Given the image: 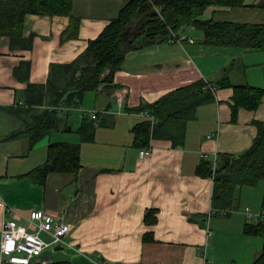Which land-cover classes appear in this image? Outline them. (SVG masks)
<instances>
[{
	"label": "crops",
	"instance_id": "crops-1",
	"mask_svg": "<svg viewBox=\"0 0 264 264\" xmlns=\"http://www.w3.org/2000/svg\"><path fill=\"white\" fill-rule=\"evenodd\" d=\"M127 1L73 0L75 30L68 16L26 14L22 38L30 39L28 48L0 37V227L10 219L24 225L30 210L69 224V245L47 252L48 246L32 264H252L263 239L244 233L252 223L244 208L264 209V181L238 188L236 207L220 214L212 207L213 180L202 169L208 162L202 154L218 162L251 146L255 122L264 120V97L255 110L241 108L232 118V85L264 88V52L208 45L202 31L187 25L177 33L192 43L156 41L127 52L113 87L85 92L80 105L49 101L45 86L52 66L75 60ZM244 4L209 7L201 18L264 22V3ZM252 9L259 12L250 16ZM198 81L230 84L197 106L182 145L151 139L137 147L133 128L149 122L139 107ZM29 86L36 89L28 92ZM116 91L124 93L120 107ZM53 107L63 108L56 110L55 126H35ZM55 142L79 145L80 169L48 173L39 183L29 173L44 164ZM144 148L149 155L140 158ZM2 202L13 211H4Z\"/></svg>",
	"mask_w": 264,
	"mask_h": 264
},
{
	"label": "trees",
	"instance_id": "trees-1",
	"mask_svg": "<svg viewBox=\"0 0 264 264\" xmlns=\"http://www.w3.org/2000/svg\"><path fill=\"white\" fill-rule=\"evenodd\" d=\"M72 1L0 0V37L6 36L12 45L20 44L28 48L30 39L22 38L26 14L68 16L70 29L75 30L78 19L72 15ZM240 6H245L244 0H128L98 36L88 41L84 51L75 60L52 66L45 86L49 101L53 105H80L85 92L95 91L101 85L113 87L114 74L120 69L127 52L148 43L166 41L171 31L177 33L187 25L202 31L203 42L208 45L264 52V22L239 23L201 18L209 7ZM228 84L222 81L218 86L220 88ZM205 86V82L198 81L173 90L152 104L140 106V110L147 108L157 123L151 126L148 121H144L136 125L133 128L134 144L143 147L151 139H165L172 145H182L186 124L195 117L197 106L213 99ZM33 88L36 89L29 86L28 92ZM263 97L264 88L248 84L232 85V118L241 108L255 110ZM42 98L43 92L37 102L41 103ZM57 120L56 110L50 109L36 118L35 126L53 128ZM255 126L256 134L247 150L235 155H222L220 162L216 163L212 207L231 210L236 207L238 188L253 187L264 181V120L255 122ZM80 131L84 138L89 132L85 125ZM207 163L202 164V169L210 176L212 173ZM79 169V145L55 142L48 145L44 164L33 169L29 175L42 183L48 173L77 174ZM244 233L263 239L262 250L252 264H264V220L247 223Z\"/></svg>",
	"mask_w": 264,
	"mask_h": 264
},
{
	"label": "built area",
	"instance_id": "built-area-1",
	"mask_svg": "<svg viewBox=\"0 0 264 264\" xmlns=\"http://www.w3.org/2000/svg\"><path fill=\"white\" fill-rule=\"evenodd\" d=\"M192 40L176 32L171 31L168 41L170 43H181ZM205 87L209 89L213 97L216 98L219 86L210 82H205ZM122 91L114 92L116 104L120 107L123 104L124 96ZM51 109L62 110V107H53ZM140 114L146 117L150 125L153 126L157 123V119L150 114L148 110H141ZM81 116L84 113H80ZM91 119L96 118V113L90 114ZM209 137V136H208ZM149 155L148 149H141L139 157L145 158ZM202 159L209 162V168L213 175L216 168V157L209 160L206 153L202 154ZM4 211L11 210L5 203H1ZM220 214H226L229 210H217ZM211 213V212H210ZM246 219L252 223H257L264 220V209L258 213H253L248 207L244 208ZM25 224H18L16 220L10 219L2 221L0 227V264H32L34 259L40 256L45 248L48 246H67L69 245L67 237L70 231L69 224L65 222H56L53 216L42 210H30L24 217ZM46 233L50 237V241H45L40 233ZM41 264H46L47 261L43 260Z\"/></svg>",
	"mask_w": 264,
	"mask_h": 264
},
{
	"label": "rangeland",
	"instance_id": "rangeland-1",
	"mask_svg": "<svg viewBox=\"0 0 264 264\" xmlns=\"http://www.w3.org/2000/svg\"><path fill=\"white\" fill-rule=\"evenodd\" d=\"M244 2H246V3H248V4H254V5H256V4H262V3H264V0H244ZM254 9H252V11H247L248 12V14L250 15V16H254L255 14H257L256 12H259V11H253ZM256 10V9H255ZM205 13V12H204ZM202 17V16H201ZM86 111V110H85ZM84 111V113L85 114H87V112H85ZM42 238L43 239H48V237L47 236H45V235H42ZM53 248H54V246H52L51 248H49L48 250H47V252L48 251H53ZM62 251V250H61Z\"/></svg>",
	"mask_w": 264,
	"mask_h": 264
},
{
	"label": "water",
	"instance_id": "water-1",
	"mask_svg": "<svg viewBox=\"0 0 264 264\" xmlns=\"http://www.w3.org/2000/svg\"><path fill=\"white\" fill-rule=\"evenodd\" d=\"M54 249H55V250H59V249H61V247H60V246H55Z\"/></svg>",
	"mask_w": 264,
	"mask_h": 264
}]
</instances>
